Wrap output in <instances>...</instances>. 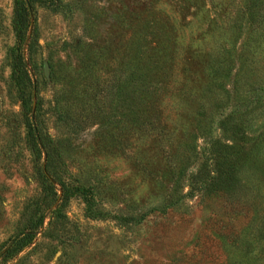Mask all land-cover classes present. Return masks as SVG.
<instances>
[{
	"label": "rangeland",
	"instance_id": "1",
	"mask_svg": "<svg viewBox=\"0 0 264 264\" xmlns=\"http://www.w3.org/2000/svg\"><path fill=\"white\" fill-rule=\"evenodd\" d=\"M34 5L14 76L0 0V264H264V0Z\"/></svg>",
	"mask_w": 264,
	"mask_h": 264
},
{
	"label": "trees",
	"instance_id": "2",
	"mask_svg": "<svg viewBox=\"0 0 264 264\" xmlns=\"http://www.w3.org/2000/svg\"><path fill=\"white\" fill-rule=\"evenodd\" d=\"M34 1L35 0H15V14H14V22H13V28L15 30L16 36H17V44L15 47V57H14V63H13V75L16 76V73H18V70L21 66H23V55L24 50L28 49L30 50V40L31 36L33 39V35L35 34V25H36V18H35V12H34ZM22 101H24L23 94L20 95ZM30 107H28V113L31 115V108L33 105V102L30 100ZM26 106H23L22 109L25 112L27 109ZM32 116V115H31ZM32 118V117H31ZM36 133V131H34ZM264 136V133L262 134ZM38 140V138H37ZM47 154V160L50 159V157H54V149L49 150L46 152ZM217 164L222 167L223 159L221 155H217ZM45 185H48L52 188V196L47 201V208L45 209V214H43L39 219L38 223L36 225L29 227L28 235L30 239H34L37 234L43 229L44 223L46 222L47 217L49 216V226L52 227L54 223H56L61 218H64V215L62 213V210L65 206V191L64 189H57L55 180L46 181ZM216 188V185H214ZM47 212H50L47 214ZM45 228V227H44ZM47 232V227L45 229V233ZM253 243L252 244H246L248 248L249 246L257 244L261 251H264V218L260 222V226L258 227V230L256 231L255 238H252ZM10 247V245H9ZM8 250V249H6ZM250 252V251H249Z\"/></svg>",
	"mask_w": 264,
	"mask_h": 264
},
{
	"label": "water",
	"instance_id": "3",
	"mask_svg": "<svg viewBox=\"0 0 264 264\" xmlns=\"http://www.w3.org/2000/svg\"><path fill=\"white\" fill-rule=\"evenodd\" d=\"M49 69H50L49 63L45 62L44 63V72H45L46 77H48V75H49Z\"/></svg>",
	"mask_w": 264,
	"mask_h": 264
}]
</instances>
